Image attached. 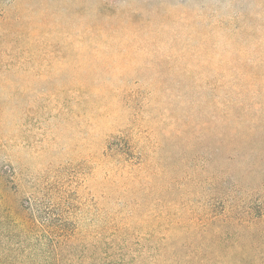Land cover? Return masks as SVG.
I'll use <instances>...</instances> for the list:
<instances>
[{
  "label": "rangeland",
  "instance_id": "rangeland-1",
  "mask_svg": "<svg viewBox=\"0 0 264 264\" xmlns=\"http://www.w3.org/2000/svg\"><path fill=\"white\" fill-rule=\"evenodd\" d=\"M258 1L0 0V248L29 264H264V110L237 97L260 90ZM117 136L133 156L108 151ZM23 203L45 227L24 229Z\"/></svg>",
  "mask_w": 264,
  "mask_h": 264
},
{
  "label": "trees",
  "instance_id": "trees-1",
  "mask_svg": "<svg viewBox=\"0 0 264 264\" xmlns=\"http://www.w3.org/2000/svg\"><path fill=\"white\" fill-rule=\"evenodd\" d=\"M258 3H263V5H264V0H259ZM254 16L256 17V20H255L256 25L253 27L254 32L259 37H260V35H262V38H264V10L256 12ZM252 60H253V62L257 61L255 59H252ZM254 68H255V71L252 73L251 83L253 86L257 85V87L260 88V90H257L256 92L253 90V92H254L253 95L251 94L250 91L248 93H245L244 91H239V92H237L238 93L237 97H238V99H242V100L249 99L253 102L251 104L255 103L253 100L255 97H260L262 99V101L260 99H258V102L261 103V109L264 110V91H263V89H264V65H261L260 63L254 62ZM21 88L18 89V96L20 99H22L24 101L25 99H27L29 97L30 94H29V90H24V89L22 90ZM61 94H60L61 97L62 96L63 97L69 96L68 91L62 90ZM240 102L245 103L242 101H240ZM244 112H245V106L243 105L241 110H240V113H238V112H234L233 114L228 113L227 117H230V116L233 117L234 116V118H239L241 116V114H243ZM263 120H264V118H263ZM107 149H108V151L113 152L114 155H117L118 157L123 158V159L131 157L135 153V147L133 146L131 141H129L126 137H123V136L113 137L109 141ZM213 206L214 205H212L211 209H210L211 214H214V212H215L213 210V208H214ZM20 207H21L20 208L21 211L23 212V214L25 216L24 217L25 222L23 223V226H24V229L26 231L30 232L34 228L45 227L43 225V223L40 222L34 216V214L31 213V211H30L31 204L30 203H28L27 205H25L23 203L20 205ZM9 208H11V207H9L5 201L3 203H1V205H0V209L5 210V209H9ZM48 228H51V227H48ZM78 238L79 237L75 231L71 234H67V235H63V236L59 235V237L57 239V243H59V246L65 247L61 251V254H59V257H61L62 253H64V249H66V247H70L75 241L78 240ZM159 254L161 256V259H164V261H166V263L168 261H170L171 257L169 254L168 242H167V239L164 237H160ZM31 258L32 257L30 255H24L21 253H14V252L10 251L8 248H0V264H29V263H26L25 260H32ZM108 258L109 257H107L105 264H111V262L109 261ZM114 264H122V262H116Z\"/></svg>",
  "mask_w": 264,
  "mask_h": 264
}]
</instances>
